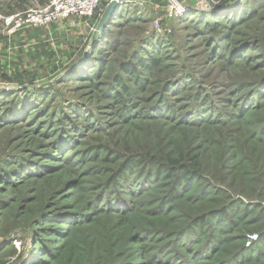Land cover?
<instances>
[{"label": "rangeland", "instance_id": "rangeland-1", "mask_svg": "<svg viewBox=\"0 0 264 264\" xmlns=\"http://www.w3.org/2000/svg\"><path fill=\"white\" fill-rule=\"evenodd\" d=\"M49 1L0 0V264H264V0L3 24Z\"/></svg>", "mask_w": 264, "mask_h": 264}, {"label": "built area", "instance_id": "built-area-1", "mask_svg": "<svg viewBox=\"0 0 264 264\" xmlns=\"http://www.w3.org/2000/svg\"><path fill=\"white\" fill-rule=\"evenodd\" d=\"M99 3L100 0H50L44 7L2 17L3 24L15 30L25 26L45 25L71 16H91Z\"/></svg>", "mask_w": 264, "mask_h": 264}, {"label": "water", "instance_id": "water-1", "mask_svg": "<svg viewBox=\"0 0 264 264\" xmlns=\"http://www.w3.org/2000/svg\"><path fill=\"white\" fill-rule=\"evenodd\" d=\"M118 3L117 0H111L109 2V4L106 6L105 10L103 11L101 17H100V21L98 24V27H100L102 25V23L104 22V20H106V18L109 16V14L111 13L113 7Z\"/></svg>", "mask_w": 264, "mask_h": 264}, {"label": "crops", "instance_id": "crops-1", "mask_svg": "<svg viewBox=\"0 0 264 264\" xmlns=\"http://www.w3.org/2000/svg\"><path fill=\"white\" fill-rule=\"evenodd\" d=\"M20 2H18V4H19Z\"/></svg>", "mask_w": 264, "mask_h": 264}]
</instances>
